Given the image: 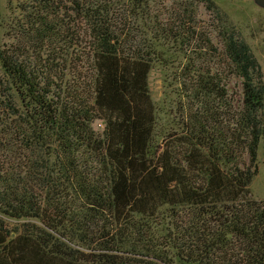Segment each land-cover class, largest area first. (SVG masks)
<instances>
[{"label": "trees", "instance_id": "1", "mask_svg": "<svg viewBox=\"0 0 264 264\" xmlns=\"http://www.w3.org/2000/svg\"><path fill=\"white\" fill-rule=\"evenodd\" d=\"M212 1L8 0L0 264H264V77Z\"/></svg>", "mask_w": 264, "mask_h": 264}, {"label": "rangeland", "instance_id": "2", "mask_svg": "<svg viewBox=\"0 0 264 264\" xmlns=\"http://www.w3.org/2000/svg\"><path fill=\"white\" fill-rule=\"evenodd\" d=\"M7 2L8 0H0V15L6 12ZM210 5V8L207 4L199 6L198 19L201 24L216 29L220 25L228 31L230 30L228 27L234 25L260 63L264 77V0H213ZM220 18L226 20L222 22ZM213 35L215 44L219 45L218 33ZM150 85L154 98H160L163 93V79L158 71L151 72ZM227 88L228 95H232L235 100L242 98L239 78L230 75ZM243 158L255 173L248 186L250 195L259 201L264 200V137L260 139L255 160H251L248 154Z\"/></svg>", "mask_w": 264, "mask_h": 264}]
</instances>
